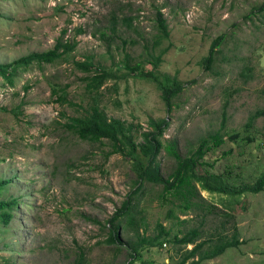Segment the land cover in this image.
<instances>
[{
  "label": "rangeland",
  "instance_id": "rangeland-1",
  "mask_svg": "<svg viewBox=\"0 0 264 264\" xmlns=\"http://www.w3.org/2000/svg\"><path fill=\"white\" fill-rule=\"evenodd\" d=\"M263 4L264 0H0V64L52 49L65 29L66 38L76 36L78 41L76 51L59 62L19 71L13 85L0 78V182L9 181L0 200L20 203L13 210V222L0 225V264H74L80 252L85 264H128L127 241H137L139 233L156 235L158 225L173 235L201 227L204 238L217 230L231 237L236 226L241 245L201 264H264V190L237 197L201 191L215 207L214 214L184 213L178 202L162 198L161 187L146 184L135 201L137 223L120 230L123 245L106 242L109 220L136 188L131 159L108 156V142L81 141L63 126L92 102L83 81L86 74L74 62L92 57L99 67L123 74L119 70L129 53L160 79L177 77L184 89L168 114L153 78L110 80L100 91V106L108 117L144 128L137 133L138 142L152 120L168 118L164 143L176 141L184 156L222 125L227 136L206 156L204 161L213 165L209 170L230 171L233 183L255 182L264 173V117L248 124L252 114L264 109V12L247 16ZM157 9L167 20L170 37L157 50L166 53L153 69L146 53L153 52L158 33ZM113 15L135 18L133 29L120 25L118 35L134 44L117 37L109 43L100 39L99 31L109 26ZM79 28L84 34L76 35ZM221 35L226 38L213 72L206 71L200 63ZM247 62L255 74L248 82L240 76ZM67 85L76 106L53 102V86ZM159 160L163 175L172 173L173 156L164 150ZM227 214L232 218L222 228ZM166 244L141 250L135 264H176L184 250Z\"/></svg>",
  "mask_w": 264,
  "mask_h": 264
},
{
  "label": "trees",
  "instance_id": "trees-1",
  "mask_svg": "<svg viewBox=\"0 0 264 264\" xmlns=\"http://www.w3.org/2000/svg\"><path fill=\"white\" fill-rule=\"evenodd\" d=\"M256 11L258 13L264 12V4L262 7L251 12L247 16V19L255 15ZM134 20L135 18L132 17L120 19L117 15H113L109 26L99 31L100 39L109 43L117 37V39H121L127 45L130 42L134 44V40L126 41L118 36L120 25H124L131 30L133 29ZM156 23L158 33L154 36L152 43L153 52L146 53L151 58L149 62L153 66V69L160 66L163 61V55L166 53V50H157L170 37L169 26L161 9H157L156 11ZM67 32V29L62 31L61 36L56 40L52 49L30 53L11 63L0 64V78L13 85L14 78L19 71H25L34 65H53L73 54L78 47V41L76 40V36L72 39L66 38ZM84 32L83 28H79L76 35L84 34ZM225 38L226 35H221L213 41L209 56L200 63L204 70L213 72V64L217 60L216 55L220 53L219 50ZM155 51L159 54L155 55ZM243 60L249 61V59ZM74 64L79 71L86 74L83 81L86 84V91L92 96V102H89L86 108L84 107L85 110L81 116L70 118L69 122L63 125L64 128L81 141L99 143L101 145L105 141L108 142L110 146L108 156L111 154H122L129 157L131 159L132 170L136 176L135 190L109 220L110 234L106 242L123 245L124 239L120 230H129L137 223L135 201L137 195L143 191L146 184L161 187L162 198L178 202L179 207L184 213L191 210H202L207 211L208 214H214L213 209L215 207L207 204L206 199L201 195V191L237 197L247 192L257 194L264 190V173L253 183L241 182L237 184L231 180L232 173L230 171L222 174L209 170V167L213 165L204 161L206 156L212 150L220 147L225 142V136H227V133H223L224 127L222 125L221 129L217 132L209 134L208 138L201 139L196 150L184 156L179 152L176 141H172L167 145L164 143L165 132L170 127L168 118L156 122L152 120L149 124V130L140 132L143 141L138 142L137 133L142 128L141 126L135 128L132 124L127 126L123 120L110 119L105 110L100 106V91L110 80H128L130 76H140L148 80L153 78V82H155L161 92V99L167 112L170 114L176 104V98L180 96V93L184 89L177 77L167 75L164 79H160L155 75L153 70L147 71L142 67L141 62L133 61L129 53H126L122 68L119 70V72L123 71V74H117L114 70L99 67V65L94 63L92 57H87L84 62L75 61ZM240 76L246 82L255 78L254 69L249 62L244 65ZM29 89L31 87H25L26 91ZM51 96L54 98L53 102L61 106L65 104L76 106L69 98L68 85L58 89L53 86ZM14 112L18 113V111ZM260 117H264V109L257 110L251 115L248 126L251 125L252 121ZM142 129L144 130V128ZM236 137L237 135L230 138ZM252 140L249 137V141ZM164 150L175 159V167L168 176L163 175L159 160ZM8 183L9 181L0 182V192ZM19 204V201L14 198L0 200V225L9 226L13 222V210ZM207 213H204V217H206ZM226 217L228 220L222 223V228H226L225 224L229 222L232 215L227 214ZM237 230V227L234 226V233L231 237L224 235L225 232L223 230L221 232L217 230L216 233L209 234L204 238L201 227L193 228L184 234L181 233L180 236L179 234L173 235L170 229H167L163 225H158L156 235L146 236L145 233H139L136 235L137 241H127L128 243L125 245L131 257V261L128 264H135L140 257L141 250L159 248L166 243L180 246L182 248L181 251L184 250L181 260L176 264H201L204 261L224 255L231 248H238L242 242L239 240ZM190 245H193V248L189 251L185 250ZM85 261L84 253L80 252L74 260V264H85Z\"/></svg>",
  "mask_w": 264,
  "mask_h": 264
},
{
  "label": "built area",
  "instance_id": "built-area-1",
  "mask_svg": "<svg viewBox=\"0 0 264 264\" xmlns=\"http://www.w3.org/2000/svg\"><path fill=\"white\" fill-rule=\"evenodd\" d=\"M167 245H164V247H166Z\"/></svg>",
  "mask_w": 264,
  "mask_h": 264
},
{
  "label": "clouds",
  "instance_id": "clouds-1",
  "mask_svg": "<svg viewBox=\"0 0 264 264\" xmlns=\"http://www.w3.org/2000/svg\"><path fill=\"white\" fill-rule=\"evenodd\" d=\"M164 245H167V244H164ZM164 245H163V246H164ZM166 247H167V246H166Z\"/></svg>",
  "mask_w": 264,
  "mask_h": 264
}]
</instances>
